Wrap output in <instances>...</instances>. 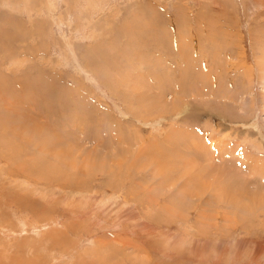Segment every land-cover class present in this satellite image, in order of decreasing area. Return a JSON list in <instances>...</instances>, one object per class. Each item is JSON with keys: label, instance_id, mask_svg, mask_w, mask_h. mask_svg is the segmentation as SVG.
<instances>
[{"label": "rangeland", "instance_id": "1", "mask_svg": "<svg viewBox=\"0 0 264 264\" xmlns=\"http://www.w3.org/2000/svg\"><path fill=\"white\" fill-rule=\"evenodd\" d=\"M0 264H264V0H0Z\"/></svg>", "mask_w": 264, "mask_h": 264}, {"label": "bare ground", "instance_id": "2", "mask_svg": "<svg viewBox=\"0 0 264 264\" xmlns=\"http://www.w3.org/2000/svg\"><path fill=\"white\" fill-rule=\"evenodd\" d=\"M192 142V141H191ZM214 158V157H213ZM194 177V176H193ZM196 179V178H195ZM166 183V182H165ZM156 203V202H155ZM176 210V209H175Z\"/></svg>", "mask_w": 264, "mask_h": 264}]
</instances>
